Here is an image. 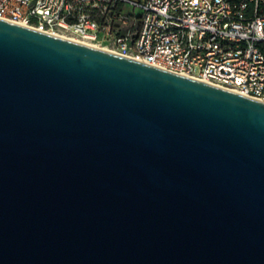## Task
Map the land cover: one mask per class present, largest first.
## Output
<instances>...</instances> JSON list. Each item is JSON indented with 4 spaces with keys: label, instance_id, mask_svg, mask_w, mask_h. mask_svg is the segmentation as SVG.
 <instances>
[{
    "label": "water",
    "instance_id": "95a60500",
    "mask_svg": "<svg viewBox=\"0 0 264 264\" xmlns=\"http://www.w3.org/2000/svg\"><path fill=\"white\" fill-rule=\"evenodd\" d=\"M0 264H264V102L0 19Z\"/></svg>",
    "mask_w": 264,
    "mask_h": 264
},
{
    "label": "built area",
    "instance_id": "2783aa9c",
    "mask_svg": "<svg viewBox=\"0 0 264 264\" xmlns=\"http://www.w3.org/2000/svg\"><path fill=\"white\" fill-rule=\"evenodd\" d=\"M0 19L264 102V0H0Z\"/></svg>",
    "mask_w": 264,
    "mask_h": 264
},
{
    "label": "bare ground",
    "instance_id": "6f19581e",
    "mask_svg": "<svg viewBox=\"0 0 264 264\" xmlns=\"http://www.w3.org/2000/svg\"><path fill=\"white\" fill-rule=\"evenodd\" d=\"M70 40H72V41H74V42H77V43H80V44H84V45H87V46H91L90 44H88V43H85V42H80V41H78V40H75V39H70ZM92 47V46H91Z\"/></svg>",
    "mask_w": 264,
    "mask_h": 264
}]
</instances>
